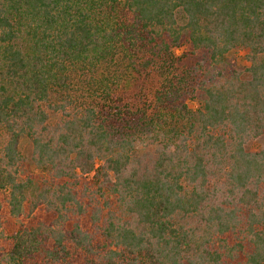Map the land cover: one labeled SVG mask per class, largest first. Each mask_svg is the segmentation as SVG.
<instances>
[{"label":"trees","instance_id":"1","mask_svg":"<svg viewBox=\"0 0 264 264\" xmlns=\"http://www.w3.org/2000/svg\"><path fill=\"white\" fill-rule=\"evenodd\" d=\"M0 127V264H264V0H0Z\"/></svg>","mask_w":264,"mask_h":264},{"label":"rangeland","instance_id":"2","mask_svg":"<svg viewBox=\"0 0 264 264\" xmlns=\"http://www.w3.org/2000/svg\"><path fill=\"white\" fill-rule=\"evenodd\" d=\"M180 53L181 51H178V54ZM229 57L231 61L234 62L235 64H246L247 62L245 60L243 51L232 52L229 55ZM187 63L191 65L195 63V59L189 58ZM103 69L105 70V67H102L101 71ZM105 73H107V70H105ZM117 80H119V83L117 85L118 87L116 86V88H117V91H119V94L121 95V92L125 90L126 92H128V94L131 97H133L134 102L140 103L143 108H145L147 104L146 100H153V90L155 89V85L154 83L152 84L150 80L145 79L143 74L141 73L137 74L136 71L131 70L127 78H125V75L123 74V72H121V75H119ZM82 87H84L83 84L79 82V88H82ZM79 93H83V92L79 91ZM189 105L194 109L198 108L199 106L198 103L193 100H189ZM6 140H7L6 131L5 129L0 127V148H2ZM18 147L20 151L22 152V154L26 157L27 164L29 165L28 162L31 159L32 150H33L31 139L27 136L22 137L19 141ZM30 168L33 171H36L39 173L40 172L45 173L44 170H39L35 168L33 165H31Z\"/></svg>","mask_w":264,"mask_h":264}]
</instances>
